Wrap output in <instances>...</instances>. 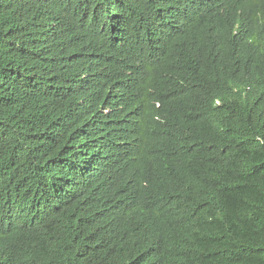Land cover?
<instances>
[{
  "label": "trees",
  "instance_id": "16d2710c",
  "mask_svg": "<svg viewBox=\"0 0 264 264\" xmlns=\"http://www.w3.org/2000/svg\"><path fill=\"white\" fill-rule=\"evenodd\" d=\"M0 264H264V0H0Z\"/></svg>",
  "mask_w": 264,
  "mask_h": 264
}]
</instances>
